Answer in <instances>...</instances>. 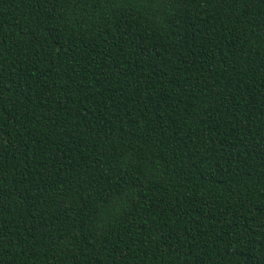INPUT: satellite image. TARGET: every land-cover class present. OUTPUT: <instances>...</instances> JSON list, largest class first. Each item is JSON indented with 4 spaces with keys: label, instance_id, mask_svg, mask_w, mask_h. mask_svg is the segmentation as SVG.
<instances>
[{
    "label": "trees",
    "instance_id": "obj_1",
    "mask_svg": "<svg viewBox=\"0 0 264 264\" xmlns=\"http://www.w3.org/2000/svg\"><path fill=\"white\" fill-rule=\"evenodd\" d=\"M0 264H264V0H0Z\"/></svg>",
    "mask_w": 264,
    "mask_h": 264
}]
</instances>
